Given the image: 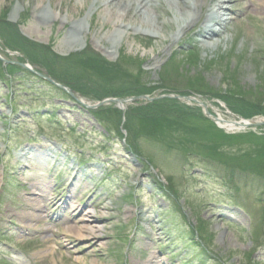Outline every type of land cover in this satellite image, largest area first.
<instances>
[{"label": "rangeland", "instance_id": "374dc122", "mask_svg": "<svg viewBox=\"0 0 264 264\" xmlns=\"http://www.w3.org/2000/svg\"><path fill=\"white\" fill-rule=\"evenodd\" d=\"M28 1L29 2H27V0H0V12L3 11L2 14H4L3 16L0 15V28L4 26L3 24H6V20H10L9 17L13 13L15 6L17 4L20 5L21 3L22 10H25L22 11L18 8L17 10L19 11L16 10V12L17 15H19L18 22L22 21L23 25L21 27V30L19 31L17 29V25L13 30H11L10 28L8 42L12 45L17 46L29 61L43 68V65H47L48 61H46L42 56H38V54H41L38 48H34L32 45H29V43H25L21 39V33L26 35L29 39L44 42L46 44L49 43L51 39H55L57 40H54L55 50L61 54H68L70 53L67 47L68 44H64V41H66V31L68 30L69 26L68 24H65V27L60 30L58 29V27L50 28L37 23L33 20V17L31 15L32 6L36 5L38 0ZM53 2H55V0ZM250 3H253V5L257 7L259 5V0H251ZM74 5L76 6V10L71 9ZM88 5H90L89 0L86 1L83 6L78 5L77 8V0H67V2H64L61 5H55V9L60 11V13L62 14L75 15L76 18H84L88 13ZM242 5L244 6V2L241 3L238 6V9L233 13V20L236 23L232 25V32L225 33V35H228L229 38L227 42L219 43V46L214 48V50L205 49L199 44L198 37L195 33L199 29L197 27L188 30L187 33L185 32V35H183L181 39L173 42L168 49V52L162 56L159 52L162 47H165V44H161V42L156 41V39L150 38L148 36H135L126 41H122L121 45L112 55H108L110 53L106 50H103L102 48L97 47L98 45L95 46L96 43L90 41L93 36L90 32H94L97 29L100 30V27L102 25V8H99L92 15L89 23L91 26L89 32L90 34L86 35L89 41L88 44L90 45L89 49L91 50L84 54L80 53L77 56L70 57L71 66L68 64H57L56 67L52 65V68L50 69H54V71H56L60 77L65 78L64 82L67 86L69 85V87H71V89H73L75 92L79 91V94L86 98L87 101H85V103L87 104H92L99 99L110 96L113 93L122 92L129 88L135 89L137 90V92L142 91V95L148 97L159 96L166 93H179L182 95H189L191 93L190 91H193L194 93L196 92L199 95L203 96V101L217 113L228 115V112L226 111L227 108L234 113H238L239 115L248 117L258 116L260 114H264V14L261 13V10L251 8L249 10V13L247 12V15H239V9H243ZM160 11L161 10L158 9L156 13L160 14ZM22 14H24L23 17ZM103 28L105 30H107V28L110 29L111 23L109 22V24H106L105 26H103ZM174 28L175 27L171 25L170 28H168L167 32L171 33L172 29ZM30 29L35 30V32L30 31ZM41 32H43V34H41ZM44 37L46 38V41L44 40ZM28 38L26 39V41H30L28 40ZM184 44L189 48L181 49ZM70 48L71 46L69 47V49ZM176 48L177 51L173 53ZM190 48L195 51H192ZM190 50L192 52H190ZM101 54H103L107 59L113 61L111 62L113 68L108 66V63L105 62L102 57H100ZM118 55L119 58L117 62H114ZM123 56H128L129 60L125 59ZM159 59H162L163 61L160 67L158 66V69L156 71L150 70L148 68L149 65L151 66ZM126 60H128V65L125 64ZM142 60L144 61L143 68L146 72V75L142 73V70H139V62ZM59 66L63 68L64 72H62L61 70H56V68ZM161 66L163 71L159 73ZM124 69L126 71H134L133 76L129 77L128 75H126V71ZM136 76H145V81L139 80L140 82H137L138 80ZM116 78H121L119 79V81H127L126 85H116L113 81ZM87 80L91 81L92 84H90L92 86H83V82H86ZM206 83H208V88L205 86ZM139 88L141 91L139 90ZM7 92H9L7 85L1 82L0 99L1 96L6 94ZM216 100H218L217 102H220L219 104H214L219 106L213 105V102H215ZM21 102H24V100H19V103ZM2 103L4 102L0 100V104ZM74 103L70 104L69 107L62 106L59 110L56 111V114H58L57 118L61 119L58 125L51 124L50 122L44 120V128H42V133H37L36 127L32 124H30L24 130L25 135L33 134L36 136L35 139H40L41 136L47 134V137L49 138L48 144L53 145L54 143H57V141L52 140L53 135L51 131L62 130L65 129L67 125L70 126V124H74L76 136H70L72 137V139L67 136L68 132H59V141L63 143V147L58 150V156L66 154L65 151H67L71 152V155L69 157L74 159L75 153H81V157H83V155L85 158L89 157L86 162H95L103 166L102 168H100L101 175L104 173L103 170L105 169V166L106 168H108L106 177H104L107 178V174L108 176L110 175V177H108L107 183H102L103 179L100 180L101 175L99 174L100 177H98L97 188L98 192L100 191L99 194L103 195V192L105 193L103 197L104 203L110 200L112 202L110 203L112 204L110 205L112 209H108L111 217H102V215H100V213L104 211L102 205H96L94 203V216H97V222L103 225L104 232L101 234L103 235V237L100 238V240L91 243V245H89V247H87L84 252L81 251L79 253V256L72 260L73 264H120L118 262L120 261L123 254L126 255V258L128 260V262L125 264H134L139 260V256H142V258H144L145 255H141V253H139L138 251H134L132 247H126L129 238H133L136 232H138L137 235H144V233L140 231L141 228L134 229L132 227V221L140 219V223L144 225L146 224L145 219H147L146 221L150 224V222H154L153 220L156 221L158 219L157 213H161V211L163 212L162 215L164 216V218H160L161 230L157 233L155 231V236H159V234L162 233L161 236L165 238L167 235L176 234L174 236L175 240L172 243L176 244V242L178 241L182 243L186 242L185 235L180 232L181 228L178 227L180 226V219L174 218L170 213L171 201L163 199L164 205H160L159 208H156V210L152 214L150 213L148 215L146 208L150 207L152 201L147 197L145 199H142L139 193V187L133 188L131 186L134 179L143 178L142 180H144V185L142 187V193H146L148 191V189H146V186L149 185V183H152V172L149 168H147L149 167V164L145 162L146 160H143L140 157H144L145 159H147L150 154L154 156V159H156L157 161L160 159L161 163H163L164 166L161 165V169L163 170V172L160 173L165 178V180L170 179L169 185L172 184L171 187H174H172V190H175V197L176 195L178 197L177 202L181 206H183V215H186V217L190 220L189 222H192L197 227L198 225L200 226V222L201 224H203V227H201V232L207 239L209 246L212 248V259H214L215 262L220 260L222 261V264H255L257 253H254V246H251V239H249L247 236L241 237L240 231L238 229L228 227L226 222H224L223 219L219 218L220 215L218 213V209H220V211L223 209L219 203H215L212 200L216 196H221L220 199L226 201L227 196L225 197L226 193L224 188L222 187V181H220L222 180V178H218L217 180V177L212 172L215 170V168L219 170L224 169L226 166L232 168L234 172L231 174L234 176H232L230 180H233L235 182L240 181L238 184L239 192H241L240 195L243 198L247 197L245 199L247 200L248 206L252 208L253 213H264V203L260 202V204L256 201V199H254L256 196H258L257 192L259 186H255V182L252 183L249 178L250 176H247L250 172L244 173V171L241 170L244 169V165H248V163L246 162L254 165L256 162L262 164L261 161H257V156L255 158H252L250 156L243 157L237 151L231 152L234 148L237 147H243L245 149V145L239 144L248 143L254 147V154H261L262 151H264V145H262L264 144V125L231 133L242 135L238 138L229 136L228 141L234 142L231 144H239H236L234 148L227 147V151L217 149L219 147L215 148L213 143L207 141L200 140L199 142H196L191 147V151L206 156L209 160V163L215 167L209 168L211 169V171L213 170L212 172H210V174L214 176L212 178H207L206 174H204L205 176L201 175V165L198 164V167L197 165L193 167L191 164H186V161H182L185 157L184 154H180V152L177 150L169 151V153L171 154L167 155L157 150L155 146L151 145V147H149L148 149L146 148L148 153H145L142 150L141 152H138L141 155L140 157L135 156L134 158L133 156L132 158V156H130V158L128 156L129 159L132 160L131 163L127 161L125 157L121 156V153H124V151L122 150L123 146L125 147L128 142H130L132 146H135L137 144L134 143V141L130 140V134H135L133 133V131H135L133 130V120L135 116H139L141 121H143L144 119L150 120L149 125L145 126L154 129L155 133H157L156 128L161 126L159 122L157 123V120H154L156 118V115H165V117L169 116L170 118H172L173 121H179L181 119L182 125L186 124L188 127H190V129H202L203 132L200 133L201 135L203 134L209 136L210 139L217 140L214 132H212L205 125H202L203 122L201 119L203 118V110L196 104H186L178 102L175 99H156L151 101L147 99L140 100L132 105L130 104L128 110L126 111L127 114L125 123H121L120 121V126H123L124 133L123 131H121L120 127L116 131L120 137V140L123 142V137H127V142H121L118 146L113 144L111 140L110 142L104 143V152L97 151L96 153H89L87 148L75 147L73 145V142L82 139V141L86 140L88 143L91 142L93 144H96L97 142L103 143V140L99 139L96 133L91 132L92 129L96 131L99 130L96 128L94 122L90 118V115H87V117L84 112H81L80 115V112L76 111L78 110V107L80 108V106L78 105L79 103ZM53 104L58 103L53 102ZM148 105H150L152 110L154 111L153 119H151L149 115H144L143 111L150 112ZM223 105L226 107H223ZM102 107H104V105L101 106V108ZM2 108L3 109H0V141L7 142L5 144H9V146H11L13 150H17L18 152L22 144L17 143V141L20 139V136L23 135L21 134V129L19 130L18 128V124H21L23 122L18 120L21 118V112L24 113L22 116H28L30 114L28 110L23 108L17 115H15L13 118H10L9 114L7 113L9 107L4 104ZM62 109H64L65 111L60 112L62 111ZM67 109H69V111L76 112H72V115L67 111ZM80 109L83 110L82 108ZM62 114H65V117H63ZM85 117L89 121L86 120V123L83 124V121H85ZM25 119L30 123L29 117H26ZM7 124L11 126V129L13 131L9 134L10 136L2 137L6 132ZM83 125L86 126L84 127L86 129V134H81V136L79 135L77 138V133H80L79 131L84 129ZM2 131L5 132L2 133ZM145 131L148 133L150 129L145 128ZM214 131L216 133V129H214ZM127 133L129 134L128 136ZM251 133L254 134L255 137L249 138V136H247ZM183 141H185V139H183ZM190 141L191 139L189 138L188 142ZM57 144L59 145V143ZM257 145H259V149H257ZM255 149L257 150L255 151ZM143 154L147 155L144 156ZM4 160L6 161L7 158H4ZM7 161V164L12 163L10 162V160ZM28 161L30 165L37 166V162L33 159L29 158ZM53 163L54 162H51L50 165L52 169L54 168V166H52ZM86 165L87 164L83 166ZM36 166L33 167L32 170L30 169L31 171H27L26 179H29L28 181H26L27 184L21 182L18 188L13 192L14 196L9 195V197L11 198L14 197V208H16V211H20L21 206L24 205V199H22L24 190L22 189V186H25L27 189L29 188L30 181L34 182L33 179L40 178V168ZM67 166L68 163L64 166V168H67ZM83 166H81L82 169H84ZM44 168L46 169V167ZM17 171L16 174L18 173ZM238 174L243 175L244 179H248V182L244 184L240 178H237L236 175ZM122 176L126 177H124L125 182L121 185V188H124V185H126L127 188L126 190H124L125 193L121 197H119V199H116L114 198L115 196H113V191L115 189L111 185V180L115 178L119 179ZM94 177L96 178V176ZM6 179L10 183H16L18 181L17 178L12 175L7 176ZM82 179L86 183V185H88L91 184L90 181H92V179L94 178H87L89 181L84 177ZM79 184L80 182L77 185ZM166 185L167 183L165 184V186ZM167 187L168 185L166 186V188ZM104 188L107 192L104 191ZM87 190L89 189H86L85 191ZM136 190L137 192H135ZM187 192H191V194L194 193L195 195H197L200 202L197 201V197L196 200L195 198H193L191 201H189ZM91 193L92 191L89 192V194ZM131 193H138V195L135 197L133 196L132 199L129 197ZM154 197L157 198L156 195ZM11 198L7 201L11 200ZM127 202L134 203L135 206L139 205V207L137 208V215L136 213L133 216L129 214L128 217H124V215H122V212L124 211V204L122 203ZM158 202L159 200L157 201V203ZM196 203L203 206L202 212L200 213L201 217L194 216L192 214L190 206L193 204L195 207ZM90 205L93 206V203L89 202V205H86L85 208L92 209ZM168 206L169 208L167 209ZM85 208L83 209V211L85 210ZM142 209H144L145 211L142 212ZM10 210L11 208L4 205V203L0 204V248L4 250L6 248L4 246L6 242H8L10 246H12V243L9 241V239L12 238L13 241L15 238L14 235L16 234L14 230H10L9 233H7V231H5L4 229V226L8 224V215L13 217V215L11 214V211L13 210ZM168 213L172 218L171 220L165 222V220L170 219ZM244 217L246 216L244 215ZM247 221L250 222V229L254 230L256 227L255 225L253 226V228H251L253 224L252 216L250 219L248 218ZM257 221V225H260V229L261 227H264V218L258 219ZM136 223L137 222H135V224ZM173 225H176L179 231L175 230V227H173ZM250 229H248L247 226V228H245V231H250ZM147 233H149V230H147ZM167 237H170V239L173 238L172 236ZM137 241L138 242H136L135 245L139 243L144 244L145 239L142 237H137ZM8 249L10 251L12 250L11 247H9ZM91 250H93V252H91ZM0 255L3 257V253H0ZM59 256L64 257L65 255L64 253H59ZM195 257H197V255L191 253L188 249V253L186 254V256L184 255V260L185 258L195 260ZM77 258H79L80 261H78ZM203 264H205V262Z\"/></svg>", "mask_w": 264, "mask_h": 264}, {"label": "bare ground", "instance_id": "6f19581e", "mask_svg": "<svg viewBox=\"0 0 264 264\" xmlns=\"http://www.w3.org/2000/svg\"><path fill=\"white\" fill-rule=\"evenodd\" d=\"M53 1L54 0H38L37 4L32 6L33 19L44 26L58 27V29H63L65 27L64 25L68 24L69 27L66 31V41H64V44H68V50L71 46L72 50L70 48V53L74 50H76L75 52L83 51L81 54L89 52L91 49H89L90 45L88 44L89 41L86 35L92 33L93 36L90 41L96 43L95 46L98 45L97 47L108 51L110 53L108 55H112L116 52L122 41H126L135 36H147V34L152 35L151 37H155L154 39L161 42V44L169 42L166 46L167 48L170 47L180 34L182 35L189 27L194 25L200 16L199 12L202 8H206L207 10L202 25H200L198 30L200 43L205 49L214 50V48L219 46V43L223 41L221 38L213 37H219L221 33H223L222 28H225L232 19L229 8L230 3L232 1L239 3L242 0H89L90 5H88V13L84 18H76L75 15L62 14L55 9V5H61L64 2H67V0ZM86 1L88 0H77V8L78 5L83 6ZM261 1L262 4H264V0ZM27 2L29 1L27 0ZM208 2L210 3L209 7H207ZM245 3H249V1H246ZM18 8L19 10H22L21 3L20 5L17 4L15 6L13 13L9 17L13 24L16 21V10ZM99 8H102V25L100 30L97 29L94 32H90V20L92 15ZM71 9L76 10V6H72ZM158 9L161 10L160 14L156 13ZM109 22L111 23V28L105 30V27L103 28V26L109 24ZM171 25L175 28L172 29V33H168L167 30ZM30 31L35 32L33 29H30ZM41 34H43V32H41ZM222 36L225 38L224 41H226V35L224 36L222 34ZM44 40L46 41L45 37ZM41 46L45 49L44 45L41 44ZM161 50H163V48ZM46 56L49 57V54ZM90 83L91 81L87 80L86 82H83V86L91 85L92 83ZM68 88L71 89L69 86ZM82 100L84 102L86 101L85 99ZM100 103L101 102L97 104ZM127 103H129L127 99H117L115 106H118L124 112L127 109ZM78 109L80 108L78 107ZM79 114L81 115V113ZM218 116L220 117L221 115L218 114ZM84 119L85 121L87 120L86 117ZM219 121L221 126L230 131L243 128L247 124L246 121L235 122L226 119H219ZM3 148L9 151L12 150L15 153L16 158L20 160L18 162L17 159L12 158L10 159V162H12L10 164L0 162V165H6L5 171L12 175H15L17 170L27 167L25 166L26 156H32L40 165H43L44 162H46L47 165H50V157L53 156L52 152L56 151V167H59L65 159L64 156H58V147L55 148L53 145H49L43 140H39L37 143H24L23 147L18 151L20 156L18 155L17 150H13L11 146H3ZM69 170L70 172L68 175L70 177L68 180L73 184V182L78 180L80 176L78 177V172L73 167H69ZM0 174H5L2 169H0ZM36 187V183H31L30 192H27L29 196L26 198L24 197L25 205L22 209L25 210L27 207L28 212L20 213V217L17 215L18 218H20L19 224H23L21 230H23V227L28 228L30 222L38 217L37 212L38 210H43L44 207L42 205L44 202H49L50 204L56 202L53 199L48 198L44 189L39 190V193L41 194H38V198H33L31 196L33 192L32 190H35ZM109 205L110 202L106 205H102L103 209H107L106 212L104 211L105 213H100L102 217H111L110 213H107L108 209H112ZM76 210L77 207L73 206L72 211ZM92 211L93 210L89 208L85 209V212L80 217L82 225L75 226L74 228H66V231L70 235L77 236L79 239L96 238L102 231L103 227L97 222V218H94L91 213Z\"/></svg>", "mask_w": 264, "mask_h": 264}, {"label": "trees", "instance_id": "16d2710c", "mask_svg": "<svg viewBox=\"0 0 264 264\" xmlns=\"http://www.w3.org/2000/svg\"><path fill=\"white\" fill-rule=\"evenodd\" d=\"M207 88H208V83H206V85H205Z\"/></svg>", "mask_w": 264, "mask_h": 264}]
</instances>
